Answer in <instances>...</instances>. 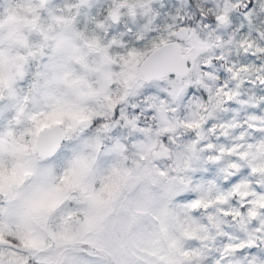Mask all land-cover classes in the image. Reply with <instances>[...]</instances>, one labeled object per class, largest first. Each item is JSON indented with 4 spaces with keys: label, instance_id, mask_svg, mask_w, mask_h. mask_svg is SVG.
Segmentation results:
<instances>
[{
    "label": "snow or ice",
    "instance_id": "obj_1",
    "mask_svg": "<svg viewBox=\"0 0 264 264\" xmlns=\"http://www.w3.org/2000/svg\"><path fill=\"white\" fill-rule=\"evenodd\" d=\"M0 264H264V0H0Z\"/></svg>",
    "mask_w": 264,
    "mask_h": 264
}]
</instances>
